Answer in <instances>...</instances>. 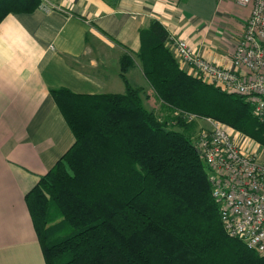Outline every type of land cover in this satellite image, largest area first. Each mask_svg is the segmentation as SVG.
<instances>
[{"label": "trees", "instance_id": "16d2710c", "mask_svg": "<svg viewBox=\"0 0 264 264\" xmlns=\"http://www.w3.org/2000/svg\"><path fill=\"white\" fill-rule=\"evenodd\" d=\"M41 6L0 0V23ZM140 39L136 57L167 113L196 119L173 116L169 123L147 109L125 77L135 66L129 55L120 62L121 94L51 90L75 141L25 196L45 264H264L225 233L194 144L202 119L212 118L264 150V123L241 97L182 69L159 21Z\"/></svg>", "mask_w": 264, "mask_h": 264}, {"label": "crops", "instance_id": "0c3cea01", "mask_svg": "<svg viewBox=\"0 0 264 264\" xmlns=\"http://www.w3.org/2000/svg\"><path fill=\"white\" fill-rule=\"evenodd\" d=\"M41 3L0 23V264H45L25 196L75 141L51 90L121 94L120 62L129 55L135 66L126 79L147 109L166 113L136 57L141 31L157 20L170 42L187 40L196 54L227 67L250 16L234 0Z\"/></svg>", "mask_w": 264, "mask_h": 264}, {"label": "built area", "instance_id": "2783aa9c", "mask_svg": "<svg viewBox=\"0 0 264 264\" xmlns=\"http://www.w3.org/2000/svg\"><path fill=\"white\" fill-rule=\"evenodd\" d=\"M234 1L250 8V16L229 66L196 54L187 40L179 39L169 46L188 74L241 97L252 115L264 123V0ZM181 115L189 121L196 119L178 111L173 114ZM201 122L204 127L194 144L206 165L225 233L264 258V164L257 157L259 145L215 119L204 118Z\"/></svg>", "mask_w": 264, "mask_h": 264}, {"label": "rangeland", "instance_id": "374dc122", "mask_svg": "<svg viewBox=\"0 0 264 264\" xmlns=\"http://www.w3.org/2000/svg\"><path fill=\"white\" fill-rule=\"evenodd\" d=\"M153 111H155L157 114H159V116L161 115V118L162 119H166V121H168L169 123H171V122H173L172 121V118H173V113H171V111H169L168 113L166 112H163L162 110H153ZM162 115H164V116H162ZM194 116H196V115H194ZM168 123V124H169ZM196 130H197V127H196ZM179 131H181V129H179ZM195 132V131H194ZM197 133V132H196ZM195 134V133H194ZM195 136L196 135H194L192 138H194L195 139ZM260 157H262V163L264 164V150L262 149V151H260V156L258 157V158H260ZM52 206H54V205H52ZM52 210L53 209H51V217H52V219L54 220V221H57V216L55 215V213H53V215H52Z\"/></svg>", "mask_w": 264, "mask_h": 264}, {"label": "water", "instance_id": "95a60500", "mask_svg": "<svg viewBox=\"0 0 264 264\" xmlns=\"http://www.w3.org/2000/svg\"><path fill=\"white\" fill-rule=\"evenodd\" d=\"M196 152L199 154V151L198 150H196Z\"/></svg>", "mask_w": 264, "mask_h": 264}]
</instances>
